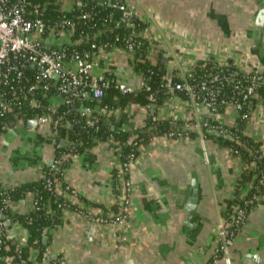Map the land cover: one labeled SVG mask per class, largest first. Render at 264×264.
<instances>
[{
	"label": "crops",
	"instance_id": "obj_1",
	"mask_svg": "<svg viewBox=\"0 0 264 264\" xmlns=\"http://www.w3.org/2000/svg\"><path fill=\"white\" fill-rule=\"evenodd\" d=\"M108 2V0H96ZM261 0H122L145 24L143 37L152 47L150 59L159 51L168 54L166 78L182 79L200 62L234 63L242 68L258 64L264 72V27L253 37V17ZM112 4H116L114 0ZM118 5V4H116ZM93 75H110L114 80L136 85L130 55L116 48L99 51ZM179 62L184 65L182 71ZM186 70V71H185ZM117 129L133 131L145 127L147 119L167 120L193 115L176 94L154 109L127 104L106 113ZM153 111V114H151ZM236 114L225 109L219 122L231 126ZM245 134L261 144L264 154V104H253ZM61 141L66 133L61 131ZM63 141V142H64ZM208 141V140H207ZM196 137H154L141 146L128 178L131 195L125 226L95 222L108 213L117 214L113 172L120 164L114 141H94L73 158L63 174L65 188L56 191L72 208L62 214L53 229L49 247L52 258L63 253L70 264H223L211 262L216 227L230 202L234 185L245 169L227 149ZM51 136L41 129L20 127L0 141V183L13 188L42 176L53 155ZM197 189L196 207L184 213L192 186ZM248 188L239 195L241 199ZM31 211V197L10 205L11 214ZM18 238L23 231L17 230ZM46 238V237H45ZM48 242V239H47ZM46 242V243H47ZM231 264H264V195L247 214L230 249Z\"/></svg>",
	"mask_w": 264,
	"mask_h": 264
},
{
	"label": "built area",
	"instance_id": "obj_2",
	"mask_svg": "<svg viewBox=\"0 0 264 264\" xmlns=\"http://www.w3.org/2000/svg\"><path fill=\"white\" fill-rule=\"evenodd\" d=\"M122 7L119 22L125 28L133 30L134 24L130 20L135 17L133 7L127 3ZM45 8L46 4H33L31 0H0V141L6 134L25 127L29 121L35 120L37 127L44 128L51 136L54 147L56 142L62 140L56 129L66 113L62 108L68 109L70 106L74 108L85 126L98 130L96 125L99 122V113L95 106L110 88L121 96L134 95L139 91L147 92V107L149 109L153 107L155 96L150 93V87L140 76L137 84L133 85L127 81L114 80L108 74L96 76L92 73L97 65L95 59L100 50L116 48L127 52L131 57L134 46L131 38L125 39V47L91 45V48L97 50L96 53L83 50L80 53L69 54L67 52L69 47L86 41V36L84 37L82 32L79 33L78 40H72L77 25L81 26V29L83 22L90 17L86 12V3L83 0H60L63 17L52 24H48L43 18ZM151 51L150 46V54ZM212 65L213 69L194 84L187 79L191 77L197 66L190 71L185 70L181 82L166 84L169 91H178L185 97V99L180 98L193 117L190 120L179 119L177 116L167 119L174 128L157 136L158 138H187L191 133H195L203 146L206 141L205 132L230 138L232 134L228 128L233 126L237 119H250L251 112L245 111L244 107L251 102V98L257 96V87H262L264 94V72L258 64L250 68H242L234 63ZM179 66L183 71L182 62H179ZM226 87L230 88L232 96L221 94ZM220 94L221 98L218 99ZM91 101L94 102L93 106L86 105ZM259 101L263 104L264 97ZM220 107L229 108L236 114L231 126L219 122ZM29 112H33L34 117L29 118ZM105 123L108 121L105 120ZM67 125L68 122H64L61 127ZM64 143V146L71 144L67 139ZM227 150L231 153V150ZM204 156L206 157L205 149ZM135 159L133 155L128 156L127 162H120L116 169L115 200L119 212L108 213L103 218H96L95 222H111L119 227L125 226L131 195L128 173ZM51 160L52 164L49 167L51 170H56L60 158L54 156V149ZM46 187L52 189L50 181L47 182ZM6 189L0 188V203L10 211V205L15 201L6 197ZM24 195L31 197V210L35 209L36 201L33 193L25 192ZM262 195L264 192L259 195L251 194L249 199L242 201L244 195L241 196L239 202L218 223L211 262L223 261L224 264H231L229 254L235 237L244 224L248 212L254 208L256 200ZM5 220L10 222L6 217ZM9 226L11 228L0 220V243L2 239H16L17 247L25 245L26 230L17 222L12 225L10 223ZM19 229L23 231L22 238H18ZM29 255L32 264H70L63 253L53 259L49 246L45 248L40 263L34 261L37 255L36 249L30 248ZM1 260L4 264H10L12 258L3 257ZM24 263L23 260L22 264Z\"/></svg>",
	"mask_w": 264,
	"mask_h": 264
},
{
	"label": "trees",
	"instance_id": "obj_3",
	"mask_svg": "<svg viewBox=\"0 0 264 264\" xmlns=\"http://www.w3.org/2000/svg\"><path fill=\"white\" fill-rule=\"evenodd\" d=\"M86 3V12L90 17L84 21V25L76 27L72 40H78L79 33H84L86 41L69 47L68 53L86 52L96 53L97 50L91 48V45H104L125 47V39L131 38L134 43L132 55L130 57L132 68L135 74L140 76L142 80L150 87V93L155 96L154 109L161 107L164 102L172 95L176 94L178 97L185 99V97L178 91H169L166 87L167 83L174 84L182 80L177 77H169L166 79V67L161 64L163 52L159 51L156 54L155 61L150 59V44L143 37L145 24L137 17H132L130 20L134 24L133 30L127 29L120 23L121 9L111 8L107 2H98L96 0H83ZM33 4H46L44 12V20L48 24H52L59 18L63 17L60 11V0H31ZM75 15V14H74ZM138 35V36H137ZM117 39V40H116ZM213 69L211 62H200L193 70L191 77L187 80L190 83H195L200 77H203L208 71ZM229 87L224 89L221 94L231 95ZM257 96L251 98V102L255 105L264 97L262 87H257ZM221 94L218 99L221 98ZM147 92L139 91L134 95L121 96L113 88L107 92L99 101L101 108L106 110L109 114L111 110L117 107H124L127 104H137L146 106ZM237 99V97H234ZM44 106L46 102H43ZM264 104V102H263ZM86 105L93 106L94 102H87ZM66 111L63 119L59 121L56 127L57 132L62 130L66 133V139L71 144L58 148V142L54 144V156L60 158V162L56 165V170H51L50 167H45L42 176L32 182H27L19 186L6 189V197L11 201H18L25 192H31L36 201L35 209L25 214H11L0 203V212L10 220L11 225L15 222L19 223L27 233V240L25 245L16 246L17 240L2 239L0 243V264H4L1 260L3 257H11L10 264H32L30 259L29 249L37 250L35 262L40 263L42 255L50 244V232L62 223V214L66 209L72 208V205L65 200L62 194L56 191L57 184L65 188L63 181V174L70 166L74 157L83 154L94 141L106 142L113 140L119 147V159L121 163L127 162V157L133 155L137 157L141 146L146 145L153 137L160 136L166 132L171 131L174 126L168 120H153L151 117L147 119L146 125L142 129L133 131H125L117 129L113 122L105 123L107 115H99V122L96 125L98 130L94 127L85 126L77 112L72 106L62 108ZM225 109L220 107L218 112H223ZM245 111L251 112L249 104L244 107ZM29 118L34 117L33 112H29ZM68 122L66 127H61L62 123ZM248 120L237 119L233 126L228 128L232 134L230 138L217 136L208 132L204 133L205 139L215 143L218 147L231 150V154L238 157L245 169L237 178L232 198L226 205L222 215L227 216L229 211L240 200L239 195L242 190L250 186L244 197L241 199H249L251 194H263L264 192V154L261 150V144L254 141L251 137L245 134V128ZM191 138L196 137L195 133L190 134ZM63 157V158H62ZM116 171L113 172V177H116ZM50 181L52 189L46 187L47 182ZM262 181V183H260ZM116 183V181H115ZM0 188L2 185L0 183ZM8 228H11L8 226ZM48 239L44 243V238Z\"/></svg>",
	"mask_w": 264,
	"mask_h": 264
},
{
	"label": "water",
	"instance_id": "obj_4",
	"mask_svg": "<svg viewBox=\"0 0 264 264\" xmlns=\"http://www.w3.org/2000/svg\"><path fill=\"white\" fill-rule=\"evenodd\" d=\"M112 0H108L107 4L109 7L111 8H118V9H122L123 7L120 5L122 3V0H114L116 4H112L111 3ZM253 22H254V32H253V37L255 42L258 41V39L260 38V34H261V30L264 27V0L259 1L258 3V9L256 11L255 16L253 17ZM168 63V54L165 53L162 57L161 60V64L162 65H166ZM253 108V103L250 102L249 103V109L252 110ZM151 114H153V111H151ZM27 127L31 128V129H35L37 127V122L35 120H31L27 123ZM228 138V137H226ZM64 142L61 141L58 144V148H61L64 146ZM52 164V160H50L48 162V166H51ZM198 200V193H197V189L194 187V185L192 186V194L188 197L187 199V203L185 205V209H184V213L185 214H189L191 211H193L196 207V203ZM0 220L4 221V225L5 226H9L10 222L8 220H5V216L0 212ZM44 243L47 242V238L43 239ZM229 258H230V254H229ZM222 263L224 264V262L222 261Z\"/></svg>",
	"mask_w": 264,
	"mask_h": 264
},
{
	"label": "rangeland",
	"instance_id": "obj_5",
	"mask_svg": "<svg viewBox=\"0 0 264 264\" xmlns=\"http://www.w3.org/2000/svg\"><path fill=\"white\" fill-rule=\"evenodd\" d=\"M41 129H43L44 131H45V129L44 128H42V127H40ZM207 141V140H206ZM208 142V141H207Z\"/></svg>",
	"mask_w": 264,
	"mask_h": 264
},
{
	"label": "flooded vegetation",
	"instance_id": "obj_6",
	"mask_svg": "<svg viewBox=\"0 0 264 264\" xmlns=\"http://www.w3.org/2000/svg\"><path fill=\"white\" fill-rule=\"evenodd\" d=\"M225 217V216H224Z\"/></svg>",
	"mask_w": 264,
	"mask_h": 264
}]
</instances>
